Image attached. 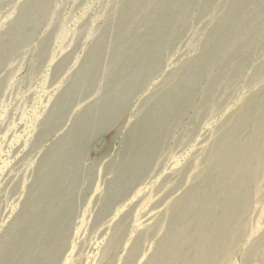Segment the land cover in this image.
I'll use <instances>...</instances> for the list:
<instances>
[{"label": "rangeland", "instance_id": "374dc122", "mask_svg": "<svg viewBox=\"0 0 264 264\" xmlns=\"http://www.w3.org/2000/svg\"><path fill=\"white\" fill-rule=\"evenodd\" d=\"M0 264H264V0H0Z\"/></svg>", "mask_w": 264, "mask_h": 264}, {"label": "bare ground", "instance_id": "6f19581e", "mask_svg": "<svg viewBox=\"0 0 264 264\" xmlns=\"http://www.w3.org/2000/svg\"><path fill=\"white\" fill-rule=\"evenodd\" d=\"M11 25V24H10ZM14 26V25H13ZM9 28V27H8ZM14 31H15V29H14ZM13 32V31H12ZM1 49H2V46H1ZM7 49V48H6ZM2 51H4V49L2 50ZM9 51V50H8ZM8 53V52H7ZM2 55V54H1ZM5 55V54H4Z\"/></svg>", "mask_w": 264, "mask_h": 264}]
</instances>
